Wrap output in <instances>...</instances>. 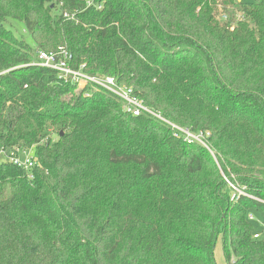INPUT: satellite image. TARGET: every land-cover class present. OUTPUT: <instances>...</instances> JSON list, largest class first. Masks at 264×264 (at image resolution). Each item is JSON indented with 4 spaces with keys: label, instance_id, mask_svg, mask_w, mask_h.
Instances as JSON below:
<instances>
[{
    "label": "trees",
    "instance_id": "obj_1",
    "mask_svg": "<svg viewBox=\"0 0 264 264\" xmlns=\"http://www.w3.org/2000/svg\"><path fill=\"white\" fill-rule=\"evenodd\" d=\"M89 1L0 0V264H216L218 241L226 264H264L247 218L264 205L231 202L223 179L264 201V0ZM59 47L209 132L218 164L34 65ZM17 150L33 152L31 180L9 162Z\"/></svg>",
    "mask_w": 264,
    "mask_h": 264
},
{
    "label": "built area",
    "instance_id": "obj_2",
    "mask_svg": "<svg viewBox=\"0 0 264 264\" xmlns=\"http://www.w3.org/2000/svg\"><path fill=\"white\" fill-rule=\"evenodd\" d=\"M86 1V6H91L89 0ZM219 14L217 19L226 21L228 19L227 13L220 12L221 7L218 6ZM65 18H68L67 14H64ZM72 18V17H69ZM237 19H241L236 14ZM69 53L63 47L57 48L53 52L36 51L34 65L41 68L50 69L56 72L58 77L66 82L71 83L77 90H89L104 91L111 94L120 104L121 110L133 117L148 116L156 119L170 127L172 136L176 139H181L187 144H197L207 149L210 154L211 149L207 143V139L210 133L207 131L193 132L186 128L178 127L167 120H165L159 112L148 108L141 99L133 94V91L129 87L119 85L114 77L91 75L84 71V65H81L77 69L73 68L69 64ZM21 154V155H20ZM19 169L24 170L27 173V178L31 180L32 169L36 166V159L32 150H17L13 158L9 159ZM228 189L230 190V201L237 202L241 197H246L252 200H256L264 205V201L259 200L245 191L243 186H240L236 181H230L223 178ZM248 221H254V216L248 214ZM262 229L264 230V221L260 222ZM260 233L253 235L254 239H258Z\"/></svg>",
    "mask_w": 264,
    "mask_h": 264
},
{
    "label": "rangeland",
    "instance_id": "obj_3",
    "mask_svg": "<svg viewBox=\"0 0 264 264\" xmlns=\"http://www.w3.org/2000/svg\"><path fill=\"white\" fill-rule=\"evenodd\" d=\"M238 1H241L243 3H250V2H254V1H257V0H238ZM10 26V25H8ZM11 27V26H10ZM12 28V27H11ZM22 27L21 26H16L13 31H14V34L16 37L20 38L23 34H22ZM23 38L28 41V37L26 35H23ZM90 92V90H89ZM209 152V151H208ZM211 156L212 158L215 160L216 164H218L217 162V159L213 153V151L211 150ZM21 155V154H20ZM250 214H252V216H254V221H252V223L256 226H258V230L259 231H262V227L260 225V222H263L264 221V215L262 214L261 211H256V210H253L250 212ZM214 258H215V262L216 264H226L224 258H223V255H222V250H221V243L220 241H218L215 245V250H214Z\"/></svg>",
    "mask_w": 264,
    "mask_h": 264
}]
</instances>
